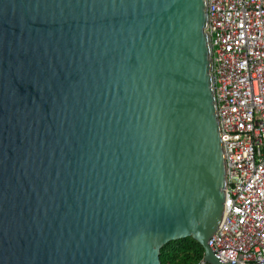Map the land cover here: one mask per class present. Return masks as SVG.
Masks as SVG:
<instances>
[{
	"label": "water",
	"instance_id": "1",
	"mask_svg": "<svg viewBox=\"0 0 264 264\" xmlns=\"http://www.w3.org/2000/svg\"><path fill=\"white\" fill-rule=\"evenodd\" d=\"M207 8L0 0V264H225Z\"/></svg>",
	"mask_w": 264,
	"mask_h": 264
},
{
	"label": "built area",
	"instance_id": "2",
	"mask_svg": "<svg viewBox=\"0 0 264 264\" xmlns=\"http://www.w3.org/2000/svg\"><path fill=\"white\" fill-rule=\"evenodd\" d=\"M207 7L226 168L224 216L208 246L225 264H264V0Z\"/></svg>",
	"mask_w": 264,
	"mask_h": 264
},
{
	"label": "trees",
	"instance_id": "3",
	"mask_svg": "<svg viewBox=\"0 0 264 264\" xmlns=\"http://www.w3.org/2000/svg\"><path fill=\"white\" fill-rule=\"evenodd\" d=\"M203 255V247L192 238H186L163 246L160 262L161 264H196Z\"/></svg>",
	"mask_w": 264,
	"mask_h": 264
}]
</instances>
